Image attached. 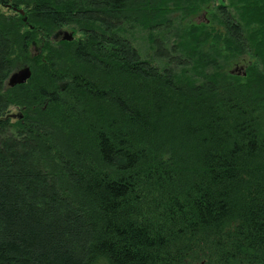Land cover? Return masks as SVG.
I'll return each instance as SVG.
<instances>
[{
	"label": "trees",
	"instance_id": "1",
	"mask_svg": "<svg viewBox=\"0 0 264 264\" xmlns=\"http://www.w3.org/2000/svg\"><path fill=\"white\" fill-rule=\"evenodd\" d=\"M202 258L264 264V0H0V264Z\"/></svg>",
	"mask_w": 264,
	"mask_h": 264
},
{
	"label": "rangeland",
	"instance_id": "2",
	"mask_svg": "<svg viewBox=\"0 0 264 264\" xmlns=\"http://www.w3.org/2000/svg\"><path fill=\"white\" fill-rule=\"evenodd\" d=\"M220 1H218L216 4H213L212 7H203L198 13H196L194 16L191 17V20H195L197 23H214V19L215 17H213V14L216 13L214 7L215 6H219L220 4ZM2 10L4 12H8L6 11V9L2 8ZM23 10V13H21L19 11V13L24 17V15L27 14V10H25V8L22 9ZM27 17V16H25ZM25 19V18H24ZM217 19V18H216ZM68 31V32H72L73 35H74V39H79L80 38V35L76 33L75 29L72 28V27H63L61 29H59L58 31H55L53 37H52V40L55 39V34L58 33L59 35V38L62 40V31ZM145 34L144 32H136L135 35H133V40L136 44V46L139 47L140 51L142 54H144L145 56L146 55H152L153 53V48L151 47V42H149L146 37H145ZM30 50H29V56L30 57H37L39 55L42 54V47L39 46V44L37 42H34L32 43L30 46H29ZM249 61H248V58L244 59V60H238L237 62H230L227 64L226 68H225V71L226 72H229V73H232L231 70H236L235 73H232V74H235V75H239V74H242L241 70L238 68L240 67L242 64H248ZM26 65H29V64H25L23 62L19 63L18 66L16 67V69H20V68H23L25 67ZM30 66V65H29ZM238 70V71H237ZM246 70V69H245ZM20 110V109H19ZM18 108H14L12 109V112L14 113H17L18 111ZM207 258H202V259H198L197 262L195 264H208L207 263Z\"/></svg>",
	"mask_w": 264,
	"mask_h": 264
},
{
	"label": "water",
	"instance_id": "3",
	"mask_svg": "<svg viewBox=\"0 0 264 264\" xmlns=\"http://www.w3.org/2000/svg\"><path fill=\"white\" fill-rule=\"evenodd\" d=\"M21 13H23V10H19ZM62 40L65 41H71L74 39V35L72 32H68V31H62ZM59 39V38H58ZM242 74L245 75V69H246V65L242 64L240 67H238ZM236 70H231L232 73H235ZM238 71V70H237ZM32 76V70L30 68L29 65H26L23 68L20 69H15V71L10 75V77L8 78L7 82H8V86L10 87H15L18 84H25L27 83V80ZM20 117L22 116L21 114H19Z\"/></svg>",
	"mask_w": 264,
	"mask_h": 264
}]
</instances>
